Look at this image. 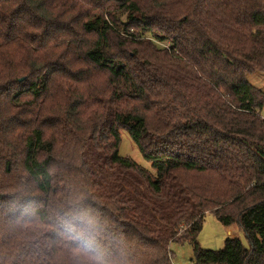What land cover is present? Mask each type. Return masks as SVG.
I'll return each instance as SVG.
<instances>
[{
	"label": "trees",
	"instance_id": "1",
	"mask_svg": "<svg viewBox=\"0 0 264 264\" xmlns=\"http://www.w3.org/2000/svg\"><path fill=\"white\" fill-rule=\"evenodd\" d=\"M264 0H0V264H264ZM127 131L151 164L120 155ZM207 213L242 229L203 249Z\"/></svg>",
	"mask_w": 264,
	"mask_h": 264
},
{
	"label": "rangeland",
	"instance_id": "2",
	"mask_svg": "<svg viewBox=\"0 0 264 264\" xmlns=\"http://www.w3.org/2000/svg\"><path fill=\"white\" fill-rule=\"evenodd\" d=\"M247 80L254 87L264 90V73L251 74L247 77ZM120 155L129 157L140 166L151 170V164L144 159L129 133L125 130L121 131ZM230 237L239 238L248 247L246 235L238 224L228 228L222 225L214 214L207 213L203 229L198 237L200 246L206 250L219 252L224 249L226 240ZM171 251L174 254L172 264H193V250L189 243L182 245L174 243L171 245Z\"/></svg>",
	"mask_w": 264,
	"mask_h": 264
},
{
	"label": "clouds",
	"instance_id": "3",
	"mask_svg": "<svg viewBox=\"0 0 264 264\" xmlns=\"http://www.w3.org/2000/svg\"><path fill=\"white\" fill-rule=\"evenodd\" d=\"M67 238L76 244L74 264H116L103 245L97 219L86 209H73L65 221Z\"/></svg>",
	"mask_w": 264,
	"mask_h": 264
},
{
	"label": "crops",
	"instance_id": "4",
	"mask_svg": "<svg viewBox=\"0 0 264 264\" xmlns=\"http://www.w3.org/2000/svg\"><path fill=\"white\" fill-rule=\"evenodd\" d=\"M231 227V226H230ZM230 227H228V228H230ZM229 233H231V232H229Z\"/></svg>",
	"mask_w": 264,
	"mask_h": 264
}]
</instances>
